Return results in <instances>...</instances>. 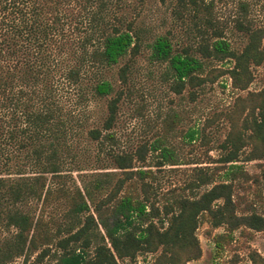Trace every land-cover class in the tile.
<instances>
[{"label": "trees", "instance_id": "16d2710c", "mask_svg": "<svg viewBox=\"0 0 264 264\" xmlns=\"http://www.w3.org/2000/svg\"><path fill=\"white\" fill-rule=\"evenodd\" d=\"M124 6L126 0H0V264L16 258L26 264L36 251L35 261L48 255L51 264H137L138 254L156 251L158 263L184 264L199 255L195 229L202 219L229 233L241 226L264 230L261 215L236 211L228 179L233 164L223 180L195 167L182 187L161 192L146 179L153 175L149 169L132 170V156L113 148L111 131L118 102L129 91L131 58L142 47L149 61L165 63L177 93L185 83L204 84L203 59L232 58L229 75L244 88L247 63L258 64L264 55L260 33L245 28L248 41L235 52L221 38L208 3L176 0L178 15L192 13L189 31L198 41L175 51L168 34L147 40ZM100 100L105 106L95 114ZM249 100L244 130L229 134L224 163L235 161L237 145L246 140L264 144V86ZM159 149L166 160L168 149ZM256 150L249 158L262 155ZM137 154L143 160L141 148ZM88 161L105 162L119 175L85 173ZM65 168L81 171L72 187L63 183ZM99 194L92 215L86 201ZM60 198L69 201L60 220L48 224L36 214L38 203Z\"/></svg>", "mask_w": 264, "mask_h": 264}, {"label": "rangeland", "instance_id": "374dc122", "mask_svg": "<svg viewBox=\"0 0 264 264\" xmlns=\"http://www.w3.org/2000/svg\"><path fill=\"white\" fill-rule=\"evenodd\" d=\"M175 1L126 0L124 14L136 25L144 27L147 40L157 34H168L175 51L193 49L198 38L194 30L189 31L192 29V13L184 11L178 15ZM203 1L208 3L209 13L230 49L235 52L242 49L248 41L245 33V28H248L260 33L258 49L264 53V0ZM148 53V48L142 47L131 58L129 91L118 102L117 118L111 130L116 138L113 148L132 156V170L149 169L153 175L146 179L161 192L182 187L195 167L213 173L215 181L223 180V173L231 163L234 167L230 169L228 179L232 182V198L237 213L254 212L264 218V144L260 147L246 140L241 146L237 145L235 161H221L230 147L227 139L231 131L244 130L242 119L249 114L251 94L264 86V55L258 64L247 63L244 88H237L229 75L232 58L203 59L200 75L205 76L204 84L194 87L185 83L177 93L171 77L166 74L165 63L149 61ZM123 62L111 70L113 78ZM114 86L120 88L117 80ZM104 106L105 100L97 101L95 114ZM246 131L244 135L249 132ZM156 144L159 148L168 149L166 160L159 157V148L151 149ZM89 146L94 147L93 144ZM139 148L142 149L143 160L138 158ZM255 148L256 154L261 149L262 155L249 158ZM158 160L162 161L161 166ZM104 163L85 162L82 171L112 170L119 175ZM67 169L64 173L68 174L61 179L65 186L72 187L73 183H78L77 174L81 171ZM100 196L94 195L93 201H86L88 213L95 215L93 204ZM68 203L64 198L38 203L35 212L41 213L51 224L52 220H60ZM195 235L199 255L184 264H264V230L255 231L241 226L229 233L223 226L210 227L205 218L195 229ZM36 253L38 251L26 264H51L48 255L41 261H35ZM158 254V251L138 254L135 260L137 264H161L157 262ZM11 264H21V258H16ZM118 264L133 263L119 260Z\"/></svg>", "mask_w": 264, "mask_h": 264}]
</instances>
